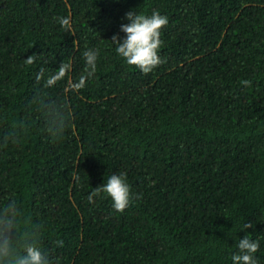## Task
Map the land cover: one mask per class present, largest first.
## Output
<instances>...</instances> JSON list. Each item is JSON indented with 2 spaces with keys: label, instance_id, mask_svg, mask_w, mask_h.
I'll list each match as a JSON object with an SVG mask.
<instances>
[{
  "label": "trees",
  "instance_id": "1",
  "mask_svg": "<svg viewBox=\"0 0 264 264\" xmlns=\"http://www.w3.org/2000/svg\"><path fill=\"white\" fill-rule=\"evenodd\" d=\"M129 10L168 17L148 74L110 41ZM88 49L96 71L76 89ZM59 103L69 121L53 136ZM120 173L123 212L104 193L89 202ZM10 198L14 253L39 237L50 264H232L246 233L264 264V0H0V206Z\"/></svg>",
  "mask_w": 264,
  "mask_h": 264
},
{
  "label": "clouds",
  "instance_id": "2",
  "mask_svg": "<svg viewBox=\"0 0 264 264\" xmlns=\"http://www.w3.org/2000/svg\"><path fill=\"white\" fill-rule=\"evenodd\" d=\"M128 23L120 25V31L125 35L121 39L118 34H114L110 41L116 46V53L124 58L129 65L135 66L142 73L148 74L154 68L159 66L163 61L159 55L162 40L161 29L167 26L168 17L161 15L158 11H153L150 16L139 14L136 11L129 10L125 13ZM60 23L67 28L69 21L61 18ZM86 69L84 75H81L76 89L83 88L88 78L92 77L96 71L98 50L88 49L83 53ZM35 56L29 55L25 63L33 64ZM69 65L60 64L58 72L51 75L47 81V86H53L58 80L62 79L68 72ZM44 70L41 69L37 75V80L43 77ZM241 83L250 86L251 81L243 80ZM53 109L49 110V115ZM55 116L52 120L46 121L48 131L53 136L62 135L67 127L69 115L67 105L57 104L54 107ZM9 140L16 141L15 136L11 133L3 136L4 144ZM101 193L106 194L112 200V207L117 212H123L134 198L131 186L127 182L126 174H112L108 177L107 182L94 187L88 197L89 202L93 201L94 196ZM139 199V196H135ZM19 206L14 198L8 199L7 203L0 206V264H50L48 256L41 250L39 237L26 240L23 247V254L17 255L13 251V233L18 231ZM253 227L252 222L244 223L242 229ZM62 243V242H60ZM238 252L231 256L232 264H257L254 254L259 249V242L251 239L250 234L246 233L242 239H239Z\"/></svg>",
  "mask_w": 264,
  "mask_h": 264
}]
</instances>
